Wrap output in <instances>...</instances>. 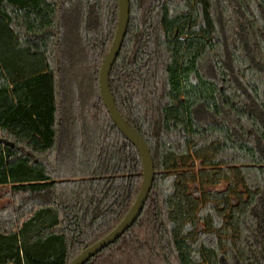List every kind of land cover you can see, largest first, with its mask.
<instances>
[{
    "label": "trees",
    "instance_id": "obj_1",
    "mask_svg": "<svg viewBox=\"0 0 264 264\" xmlns=\"http://www.w3.org/2000/svg\"><path fill=\"white\" fill-rule=\"evenodd\" d=\"M118 18V0H0V264H70L141 191L99 87ZM109 88L156 175L86 264H264V0H130Z\"/></svg>",
    "mask_w": 264,
    "mask_h": 264
},
{
    "label": "water",
    "instance_id": "obj_2",
    "mask_svg": "<svg viewBox=\"0 0 264 264\" xmlns=\"http://www.w3.org/2000/svg\"><path fill=\"white\" fill-rule=\"evenodd\" d=\"M119 18L115 37L99 73V87L104 105L120 132L137 148L143 165V184L135 203L122 222L107 236L87 247L70 264H86L92 257L115 243L139 219L155 180V165L152 154L142 138L121 116L109 88L110 73L122 49L130 20V0H118Z\"/></svg>",
    "mask_w": 264,
    "mask_h": 264
},
{
    "label": "rangeland",
    "instance_id": "obj_3",
    "mask_svg": "<svg viewBox=\"0 0 264 264\" xmlns=\"http://www.w3.org/2000/svg\"><path fill=\"white\" fill-rule=\"evenodd\" d=\"M204 71H205V74L209 78H215L216 77V72H215V69H214L213 64L211 62L206 65V67L204 68ZM207 116L208 115L203 108H200L197 111V118H199L201 121L207 120V118H208ZM199 169L200 168L197 167L196 171H198ZM226 189H227V184L225 182H222L218 186H215L212 188L213 191H219V192L226 191ZM5 194H6V191L5 190L3 191L0 188V207H3L10 202V200L6 198Z\"/></svg>",
    "mask_w": 264,
    "mask_h": 264
},
{
    "label": "crops",
    "instance_id": "obj_4",
    "mask_svg": "<svg viewBox=\"0 0 264 264\" xmlns=\"http://www.w3.org/2000/svg\"><path fill=\"white\" fill-rule=\"evenodd\" d=\"M1 188V187H0Z\"/></svg>",
    "mask_w": 264,
    "mask_h": 264
}]
</instances>
